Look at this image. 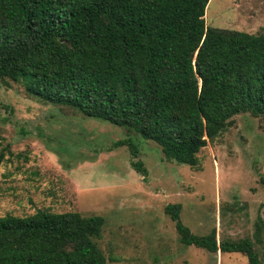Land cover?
<instances>
[{
	"label": "trees",
	"instance_id": "trees-1",
	"mask_svg": "<svg viewBox=\"0 0 264 264\" xmlns=\"http://www.w3.org/2000/svg\"><path fill=\"white\" fill-rule=\"evenodd\" d=\"M207 2L0 0V83L21 82L40 101L122 127L156 143L164 159L194 167L233 115L264 120V35L205 27ZM131 166L145 174L139 160ZM179 209L163 207L181 243L264 264L260 215L251 237L216 241L213 227L192 233ZM102 225V216L76 211L6 213L0 264H106Z\"/></svg>",
	"mask_w": 264,
	"mask_h": 264
},
{
	"label": "rangeland",
	"instance_id": "rangeland-1",
	"mask_svg": "<svg viewBox=\"0 0 264 264\" xmlns=\"http://www.w3.org/2000/svg\"><path fill=\"white\" fill-rule=\"evenodd\" d=\"M203 19L205 27L264 35V0H208ZM0 100L9 107L0 109V216L100 215L106 264H247L238 252L181 243L163 207L178 203L182 223L195 234L213 227L216 241L251 237L256 215L264 226L262 118L233 115L191 167L122 127L40 101L21 82L0 83Z\"/></svg>",
	"mask_w": 264,
	"mask_h": 264
}]
</instances>
